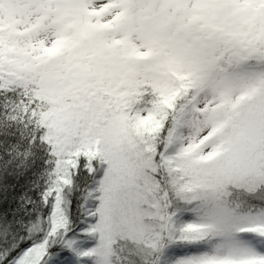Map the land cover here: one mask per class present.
Wrapping results in <instances>:
<instances>
[{
	"label": "snow or ice",
	"instance_id": "6c2138e0",
	"mask_svg": "<svg viewBox=\"0 0 264 264\" xmlns=\"http://www.w3.org/2000/svg\"><path fill=\"white\" fill-rule=\"evenodd\" d=\"M0 264H264V0H0Z\"/></svg>",
	"mask_w": 264,
	"mask_h": 264
}]
</instances>
